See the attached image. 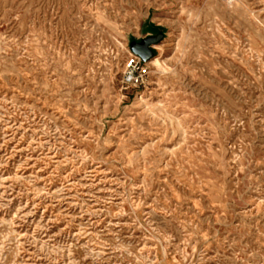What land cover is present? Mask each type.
Masks as SVG:
<instances>
[{"label":"rangeland","instance_id":"rangeland-1","mask_svg":"<svg viewBox=\"0 0 264 264\" xmlns=\"http://www.w3.org/2000/svg\"><path fill=\"white\" fill-rule=\"evenodd\" d=\"M0 264H264V0H0Z\"/></svg>","mask_w":264,"mask_h":264},{"label":"water","instance_id":"water-1","mask_svg":"<svg viewBox=\"0 0 264 264\" xmlns=\"http://www.w3.org/2000/svg\"><path fill=\"white\" fill-rule=\"evenodd\" d=\"M162 34L150 35L142 38L140 41L131 42V50L133 54L139 56L144 62L150 60L154 56L153 44L158 42Z\"/></svg>","mask_w":264,"mask_h":264},{"label":"built area","instance_id":"built-area-1","mask_svg":"<svg viewBox=\"0 0 264 264\" xmlns=\"http://www.w3.org/2000/svg\"><path fill=\"white\" fill-rule=\"evenodd\" d=\"M144 61L137 55H132L127 62V71L125 73L124 83L133 84L143 77L142 71Z\"/></svg>","mask_w":264,"mask_h":264},{"label":"bare ground","instance_id":"bare-ground-1","mask_svg":"<svg viewBox=\"0 0 264 264\" xmlns=\"http://www.w3.org/2000/svg\"><path fill=\"white\" fill-rule=\"evenodd\" d=\"M151 63L154 64L158 69H162V63L160 61V58L152 59Z\"/></svg>","mask_w":264,"mask_h":264}]
</instances>
